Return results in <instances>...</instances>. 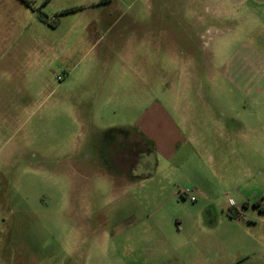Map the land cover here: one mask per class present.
<instances>
[{
  "label": "rangeland",
  "instance_id": "374dc122",
  "mask_svg": "<svg viewBox=\"0 0 264 264\" xmlns=\"http://www.w3.org/2000/svg\"><path fill=\"white\" fill-rule=\"evenodd\" d=\"M227 10L220 0H0V264H236L200 245L204 207L216 203L232 216L240 207L264 235V94L252 97L264 63L243 87L222 77L233 54L264 57V34L240 48L245 27ZM158 105L189 113L185 134L207 142L180 154L190 158L170 185L132 127ZM132 134L144 153L115 160ZM193 179L214 192L191 202L179 190ZM258 248L237 264H264V239Z\"/></svg>",
  "mask_w": 264,
  "mask_h": 264
},
{
  "label": "crops",
  "instance_id": "0c3cea01",
  "mask_svg": "<svg viewBox=\"0 0 264 264\" xmlns=\"http://www.w3.org/2000/svg\"><path fill=\"white\" fill-rule=\"evenodd\" d=\"M220 1L223 4H227V12L241 19L242 22L240 26L245 27L244 30L240 29L242 33H235L245 35L240 43V48L243 47L246 49L247 47H251L249 44L254 43L256 34H264V0ZM240 26L234 27L233 30L238 29ZM262 60H264V57L260 55L259 59L250 58L248 49L245 52L233 54L223 61L224 71L222 77L227 81L229 80L228 83L230 82L236 87H243L245 85V80H259V76L261 75L256 72L258 65L264 63ZM249 91L251 90H245L246 93ZM253 92V98H260V95L264 94V91L261 90H253ZM188 114L185 113V110L178 111L177 108L170 110L161 105L147 107L143 109L136 119V122L132 125L133 128L142 133L147 141L152 143V149L155 150L159 158L165 162L166 165L164 168H162L161 172L156 174L163 175V179L167 180L169 185L175 182L170 179L169 175L179 172L184 168L188 163V158H190V156H188L189 153L188 155L185 153L184 156L180 154L187 148L191 150L192 148L199 147V143H201L202 146H207V142L204 143L197 140L195 136H190L189 138L187 134H185L184 127L187 126V124L189 125ZM193 114L203 122V119L199 117L201 115L200 112ZM206 114H212V111ZM237 124L239 125L238 122ZM216 126H218V130L221 132L229 129L228 121L226 123H219V125ZM123 129L124 128L121 130ZM130 136H133V134ZM148 176H150V174ZM184 181L185 185L191 186L193 191L196 192L207 190L208 195L215 190V186L208 184L210 186L207 187L205 186L206 183L198 179ZM261 211V213H264V210ZM204 213H206V221L202 225V231H204V233L202 234L200 243L204 251L208 253L218 249L232 253L234 254V261L237 263L248 258V256H255V254H257L260 249L258 248V241L261 238L264 239V235L260 234L258 237L255 236L254 227L256 225L250 221H248L247 224L241 220L242 213L240 207H236V213L232 216L226 212L225 205L216 203L214 207L205 206L203 214Z\"/></svg>",
  "mask_w": 264,
  "mask_h": 264
},
{
  "label": "flooded vegetation",
  "instance_id": "af4514ba",
  "mask_svg": "<svg viewBox=\"0 0 264 264\" xmlns=\"http://www.w3.org/2000/svg\"><path fill=\"white\" fill-rule=\"evenodd\" d=\"M121 142L124 141V144H125V151L123 153V155L120 156V152L117 151L114 149V152H116L115 154V160H118V159H125L124 157H128V156H133L135 158V156L138 154V153H144L145 150H140L139 149V144H138V141L137 139H135L134 136H128L126 137L124 140L121 138L120 139ZM125 155V156H124ZM122 172L126 178H128L130 176V171L129 170H125V171H120Z\"/></svg>",
  "mask_w": 264,
  "mask_h": 264
},
{
  "label": "built area",
  "instance_id": "2783aa9c",
  "mask_svg": "<svg viewBox=\"0 0 264 264\" xmlns=\"http://www.w3.org/2000/svg\"><path fill=\"white\" fill-rule=\"evenodd\" d=\"M180 194H182L183 196H185L186 198H188L191 202L195 201V197H194V191L190 190L188 188H181L179 190Z\"/></svg>",
  "mask_w": 264,
  "mask_h": 264
}]
</instances>
